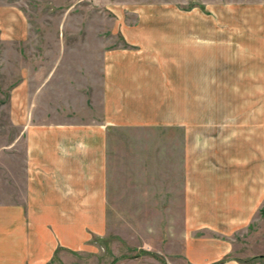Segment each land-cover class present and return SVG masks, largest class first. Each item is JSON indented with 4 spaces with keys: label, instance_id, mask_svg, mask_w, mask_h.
Returning a JSON list of instances; mask_svg holds the SVG:
<instances>
[{
    "label": "crops",
    "instance_id": "obj_1",
    "mask_svg": "<svg viewBox=\"0 0 264 264\" xmlns=\"http://www.w3.org/2000/svg\"><path fill=\"white\" fill-rule=\"evenodd\" d=\"M129 14L103 65H17L0 128V264H51L103 239L111 181L121 212L180 215L184 264L264 262V4ZM27 27L0 0L2 41Z\"/></svg>",
    "mask_w": 264,
    "mask_h": 264
},
{
    "label": "rangeland",
    "instance_id": "obj_2",
    "mask_svg": "<svg viewBox=\"0 0 264 264\" xmlns=\"http://www.w3.org/2000/svg\"><path fill=\"white\" fill-rule=\"evenodd\" d=\"M1 1L25 13L29 28L20 44L3 42L0 29V128L9 125L5 102L9 88L17 80V65H103L105 50L124 44L119 20L131 18L130 11L139 6H160L169 1L186 9L204 10L213 3L264 4V0ZM2 65H6L5 69ZM3 137L0 133V141ZM110 201L107 235L91 241L84 252L59 250L51 264H184L177 247L180 215L161 213L159 206L146 208L148 212L143 213L121 212L115 204L112 181ZM159 201L155 198V203Z\"/></svg>",
    "mask_w": 264,
    "mask_h": 264
}]
</instances>
